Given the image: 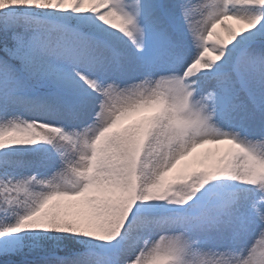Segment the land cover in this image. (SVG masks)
<instances>
[{"label":"snow or ice","instance_id":"obj_1","mask_svg":"<svg viewBox=\"0 0 264 264\" xmlns=\"http://www.w3.org/2000/svg\"><path fill=\"white\" fill-rule=\"evenodd\" d=\"M0 264H264V0H0Z\"/></svg>","mask_w":264,"mask_h":264},{"label":"rangeland","instance_id":"obj_2","mask_svg":"<svg viewBox=\"0 0 264 264\" xmlns=\"http://www.w3.org/2000/svg\"><path fill=\"white\" fill-rule=\"evenodd\" d=\"M215 146H205V148H202V149H198L196 151V153H194L193 155L194 156H199L201 158H203V154L209 149V148H214ZM189 159H192V158H189Z\"/></svg>","mask_w":264,"mask_h":264}]
</instances>
